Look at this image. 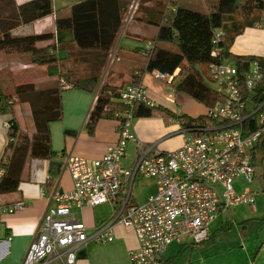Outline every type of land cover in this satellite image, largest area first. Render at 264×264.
<instances>
[{
	"label": "built area",
	"instance_id": "2783aa9c",
	"mask_svg": "<svg viewBox=\"0 0 264 264\" xmlns=\"http://www.w3.org/2000/svg\"><path fill=\"white\" fill-rule=\"evenodd\" d=\"M140 1L131 2L126 25L133 22ZM167 9L176 11L172 5ZM222 37V31L216 30L214 44ZM154 50L155 43L149 40L141 54L149 60ZM219 53L215 49L213 58ZM115 59L120 60L113 54L112 60ZM209 71L224 99L209 108L207 115L223 124L196 127L193 130L197 132L184 129V145L168 153L138 141L132 132L136 107H154L146 86L140 81L120 91L119 102L126 111L123 120H118L119 141L99 160L73 154L64 157V168L71 174L74 188L54 197L55 205L47 211L22 264H76L81 247L90 239L98 244L111 242L118 225L136 235L138 249L130 254L132 264H162L173 243L186 237L198 245L207 241L219 212L240 205H256L251 188L247 186L237 192L235 183L242 179L251 185L256 178L252 150L263 136L264 113H259L263 105L260 107L254 96L264 81V63L255 60L243 77L236 66L225 63H212ZM155 76L167 81L171 78L159 71ZM258 113L261 128L246 136L245 122ZM6 127L9 129L10 124L6 123ZM129 141L136 143L139 157L133 168L124 169L122 161ZM139 175L155 179L158 193L136 206L131 199ZM105 204H114L116 212L89 235L87 226L76 218L73 209ZM20 207L15 205L6 211L13 213Z\"/></svg>",
	"mask_w": 264,
	"mask_h": 264
},
{
	"label": "crops",
	"instance_id": "0c3cea01",
	"mask_svg": "<svg viewBox=\"0 0 264 264\" xmlns=\"http://www.w3.org/2000/svg\"><path fill=\"white\" fill-rule=\"evenodd\" d=\"M30 1L32 0H16V3L23 5ZM82 1L85 0H53L54 12L50 16L31 25L21 26L14 31V35L54 33L57 17L69 16L71 8ZM152 1L159 2L158 0ZM176 1L182 6H191L193 0ZM248 1L252 6L258 7L254 12V24L247 27L244 33L235 39L229 52L236 57L255 58L264 62V0ZM160 2L164 3L165 0H160ZM203 2L204 8H206L209 0ZM163 3L150 8L146 19L128 25L125 24L126 13L124 25L120 30L122 35L119 33L118 37L121 38L125 34L126 38L142 43L144 46L143 43L151 40L158 32L157 24L165 8ZM65 40L70 41L71 36L67 35ZM48 45L49 42L41 43L39 47L43 48ZM142 45L136 51L123 52L116 41L107 57L97 50L80 51L77 59L74 57L63 62L69 68H72V65L80 68L81 64L80 69L84 74L89 75L92 73L98 76V83L92 91L79 90L71 86L64 88L62 94L63 119L50 125L53 157L29 160L23 172L19 189L14 193L0 195V264L23 263L30 245L38 235L39 227L47 211L55 205L54 197L73 190V178L69 171L64 168V157L73 154L91 161L99 160L105 156L111 145L119 141L118 121L102 120L97 124L93 133L88 130L89 117L104 86L123 87L129 85L134 82V76L141 72L142 75L139 81L146 86L148 96L156 107L154 109L169 110L175 115V118L164 117L160 114L137 118L133 123L132 132L138 141L147 146H155L165 153L178 150L185 143L183 120L179 121L178 117L186 116L197 119L207 115V106L186 93L178 91L177 87L183 79L179 76L181 69H177L172 75L166 74L171 77L168 81L156 78L155 73L157 71L144 73L148 60L141 54ZM113 54L120 60H112ZM0 59L7 63L6 66L0 67V76L2 77L0 78V86L2 88H4L3 80H5L4 75H2L4 68H6L5 71L8 76L17 68L28 70L30 66H33L34 69L41 66L32 63V60H23L22 58L6 55L4 52H0ZM223 63L236 66V62L232 59H226ZM43 67L46 69L44 77L42 76L40 80L35 77L29 78L27 83L35 84L38 89L54 86L57 79L50 78L47 74V67ZM193 70L199 71L204 83L213 91L219 93V88L213 89L208 83L209 81L214 82V80L206 65H196ZM259 89L264 99V81L260 84ZM12 119H16L20 129L29 136H33L36 132L29 104H16L12 111L0 113V165L5 154L9 155L10 153L7 151L9 129L6 127V123H10ZM258 146L256 159L254 160L256 178L258 177L257 165L259 162L262 163L263 168L260 174L264 178V132ZM138 157L136 143L129 141L122 167L124 169L133 168L138 161ZM3 173L4 171L0 168V178ZM237 184L243 189L247 187L244 186L245 182L242 179H238L235 185ZM136 190L138 193L145 195L142 203H139L135 194ZM157 193V181L139 175L134 182L131 204L142 205ZM15 205H21V207L13 213L6 211ZM73 212L76 218L87 226L88 234L92 235L98 227L114 215L116 206L105 204L97 207H85L82 210L74 208ZM223 212H227V210L219 212V215L211 224L209 238L203 244L205 247L208 246L212 236H215L212 231H214V226L220 220ZM114 231V239L111 242L98 244L90 239L77 252L76 264H132L130 254L138 249L135 233L121 225L116 226ZM174 244L182 246L179 251L170 250ZM197 246L200 245L195 244L189 237L184 238L181 242L173 243L166 250L162 264H176L182 255L196 251ZM262 264H264V259Z\"/></svg>",
	"mask_w": 264,
	"mask_h": 264
},
{
	"label": "trees",
	"instance_id": "16d2710c",
	"mask_svg": "<svg viewBox=\"0 0 264 264\" xmlns=\"http://www.w3.org/2000/svg\"><path fill=\"white\" fill-rule=\"evenodd\" d=\"M168 5L176 7V11L164 8L157 24L158 32L151 39L155 43V50L144 73L159 71L172 75L177 69H181L179 76L183 79L177 87L178 91L186 93L209 109L224 98L208 87L201 73L194 71L193 67L206 65L209 70L212 63L232 59L243 77L244 72L257 59L236 57L229 51L235 39L254 24V12L258 7L252 6L248 0H209L203 10L182 6L176 0L174 4ZM129 6L130 0H85L74 5L69 16L57 17L54 33L16 36L14 31L21 26L31 25L50 16L54 12L53 0H32L23 5H18L16 0H0V52L28 55L32 58V63L47 67L50 78L57 79L54 86L44 89H38L33 83L19 84L13 94L0 88V113L12 111L16 104H29L36 129L35 134L29 136L20 129L16 119L10 121L7 146L10 153L5 154L0 165L4 171L0 178V195L14 193L19 189L29 160L53 157L50 125L63 119L64 88L71 86L92 91L98 83L97 75H86L75 65L69 68L63 62L74 57L77 59L80 51L97 50L107 57L124 25ZM216 30L223 33L217 45L214 44ZM67 35L71 36L70 41L65 40ZM47 42L48 46L39 47L41 43ZM215 49L220 52L217 58L212 56ZM260 62L264 63L262 60ZM141 75V72L136 74L132 83L140 82ZM124 87L102 88L89 117L90 133H93L102 120H123L126 107L119 102V93ZM254 100L260 107L263 105L259 113H264V99L260 89ZM154 108L156 107L138 105L134 112L135 119L156 114L171 118L175 116L169 110ZM259 113L245 122L246 136L261 128L257 123ZM178 120H183L182 126L186 130L223 124L210 119L208 115L197 119L182 116ZM258 147L257 145L252 150L253 161Z\"/></svg>",
	"mask_w": 264,
	"mask_h": 264
},
{
	"label": "rangeland",
	"instance_id": "374dc122",
	"mask_svg": "<svg viewBox=\"0 0 264 264\" xmlns=\"http://www.w3.org/2000/svg\"><path fill=\"white\" fill-rule=\"evenodd\" d=\"M134 0H130V3ZM159 2H153L152 0H141L140 9L137 12L133 22H138L141 19L147 18L149 9L160 5ZM204 0H193L192 8L203 10ZM174 4V0H165L163 6L165 9L168 4ZM132 22V23H133ZM122 35V31L120 32ZM125 35V34H124ZM120 36L117 38V43L123 50V52L136 51L142 43L135 40L126 38V36ZM145 44V43H143ZM143 46V45H142ZM6 55H11L16 58H22L23 60L32 58L28 55H18L12 52L2 51ZM77 51H75V54ZM2 59H0V67L6 66ZM81 68V64L79 66ZM201 69V67H199ZM3 70L4 88L0 86L8 94H13L15 91V85L27 83L29 78L35 77L39 80L46 74V69L43 66H37L35 69L30 66L28 70L13 71L12 74H8ZM1 75V74H0ZM0 78H2L0 76ZM8 80V81H7ZM208 82V81H207ZM213 89H218V85L215 82H208ZM258 177L255 178L254 183L248 186L255 193L256 205L250 207L249 205H240L233 207L227 212L221 214L220 220L214 226L215 229L212 238L207 247L204 245L197 246V250L191 253L182 255L176 264H262L264 255V178L260 174L262 173V163H258ZM261 167V168H260ZM243 186V185H242ZM238 192L243 191V188L238 184L235 185ZM138 197L139 203L145 199L143 193L135 191ZM224 226V227H223ZM223 227V228H222ZM263 244V246H262ZM182 246L180 244H174L171 246V251H179ZM175 252V253H176ZM204 259L203 261H200ZM259 259V260H258Z\"/></svg>",
	"mask_w": 264,
	"mask_h": 264
}]
</instances>
